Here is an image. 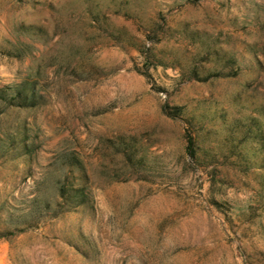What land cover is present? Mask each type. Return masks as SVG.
Listing matches in <instances>:
<instances>
[{"label": "rangeland", "instance_id": "rangeland-1", "mask_svg": "<svg viewBox=\"0 0 264 264\" xmlns=\"http://www.w3.org/2000/svg\"><path fill=\"white\" fill-rule=\"evenodd\" d=\"M262 177L264 0H0V264H264Z\"/></svg>", "mask_w": 264, "mask_h": 264}, {"label": "trees", "instance_id": "trees-1", "mask_svg": "<svg viewBox=\"0 0 264 264\" xmlns=\"http://www.w3.org/2000/svg\"><path fill=\"white\" fill-rule=\"evenodd\" d=\"M191 146H193V145H192V140H191V137H190V139H188V146L186 147V150H187L188 152H190V153H191V151L194 149V148L191 147ZM262 178H264V177H262ZM62 197H63V195H62Z\"/></svg>", "mask_w": 264, "mask_h": 264}]
</instances>
